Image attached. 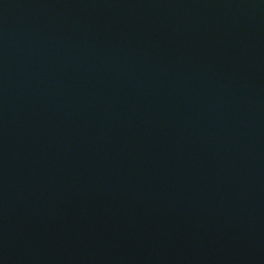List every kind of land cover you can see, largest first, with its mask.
<instances>
[{
	"label": "water",
	"instance_id": "1",
	"mask_svg": "<svg viewBox=\"0 0 264 264\" xmlns=\"http://www.w3.org/2000/svg\"><path fill=\"white\" fill-rule=\"evenodd\" d=\"M0 264H264V0H0Z\"/></svg>",
	"mask_w": 264,
	"mask_h": 264
}]
</instances>
